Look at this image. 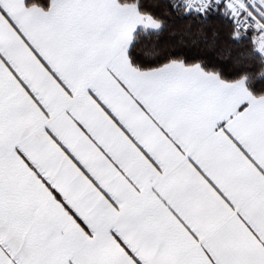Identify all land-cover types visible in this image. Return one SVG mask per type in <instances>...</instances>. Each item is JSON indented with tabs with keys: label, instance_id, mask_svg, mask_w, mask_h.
I'll return each instance as SVG.
<instances>
[{
	"label": "snow or ice",
	"instance_id": "1",
	"mask_svg": "<svg viewBox=\"0 0 264 264\" xmlns=\"http://www.w3.org/2000/svg\"><path fill=\"white\" fill-rule=\"evenodd\" d=\"M0 264H264V0H0Z\"/></svg>",
	"mask_w": 264,
	"mask_h": 264
}]
</instances>
